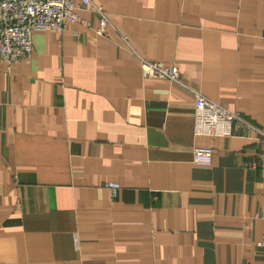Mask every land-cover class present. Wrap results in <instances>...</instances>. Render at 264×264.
I'll return each instance as SVG.
<instances>
[{
	"label": "crops",
	"instance_id": "obj_1",
	"mask_svg": "<svg viewBox=\"0 0 264 264\" xmlns=\"http://www.w3.org/2000/svg\"><path fill=\"white\" fill-rule=\"evenodd\" d=\"M93 2L0 60V264H264V0ZM196 94L243 122L195 135Z\"/></svg>",
	"mask_w": 264,
	"mask_h": 264
},
{
	"label": "built area",
	"instance_id": "obj_2",
	"mask_svg": "<svg viewBox=\"0 0 264 264\" xmlns=\"http://www.w3.org/2000/svg\"><path fill=\"white\" fill-rule=\"evenodd\" d=\"M85 6L100 16L98 33L104 32L109 23L106 12L93 0H0V60L7 67L29 59L32 55V34L36 31L61 33L67 26L77 22L86 23L76 12ZM123 40L133 51L127 42ZM141 75L144 78L162 79L184 85L177 66L139 57ZM234 121L243 122L238 112H231L212 100L196 94L194 99L193 132L199 136H230ZM253 128L264 137V132ZM214 149L210 146H196L192 150V162L209 165ZM253 167L256 162H252ZM106 187L114 195L119 189L116 182H108ZM264 249V232L258 241Z\"/></svg>",
	"mask_w": 264,
	"mask_h": 264
}]
</instances>
